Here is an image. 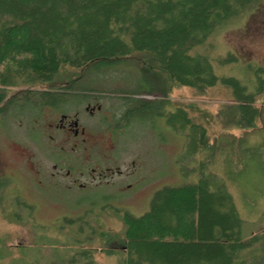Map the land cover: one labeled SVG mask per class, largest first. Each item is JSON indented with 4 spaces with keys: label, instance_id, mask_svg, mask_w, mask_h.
Listing matches in <instances>:
<instances>
[{
    "label": "trees",
    "instance_id": "1",
    "mask_svg": "<svg viewBox=\"0 0 264 264\" xmlns=\"http://www.w3.org/2000/svg\"><path fill=\"white\" fill-rule=\"evenodd\" d=\"M261 1L0 0V116L21 117L25 111L35 116L52 104L50 90L138 55L143 68L135 89L117 93L165 97L131 99L133 119H164L185 135L178 162L184 175L196 171L198 179L160 188L141 216H119L123 255L117 264H264V231L243 237V218L232 193L243 204H254L239 192L236 174L251 187L264 185V65L246 63L236 76L219 79L206 56L190 54ZM226 60L238 62L232 53ZM69 71L81 75L62 76ZM60 78L67 82L54 87ZM219 82L233 98L217 111L221 126L256 131L260 123L254 139L223 135L210 141L206 128L186 110L167 108L172 89L204 94ZM42 86L51 88L37 89ZM16 87L23 89L8 96ZM5 182L0 178V191ZM81 255L91 257L83 250Z\"/></svg>",
    "mask_w": 264,
    "mask_h": 264
},
{
    "label": "rangeland",
    "instance_id": "2",
    "mask_svg": "<svg viewBox=\"0 0 264 264\" xmlns=\"http://www.w3.org/2000/svg\"><path fill=\"white\" fill-rule=\"evenodd\" d=\"M228 53L234 54L238 62H228ZM190 54L206 56L219 79L236 76L241 72L240 66L246 63L264 65V0L235 25L193 48ZM142 68L140 56L135 55L127 59L125 65L106 69L100 72L102 74H86L82 84L101 90L131 91L139 80L137 71ZM63 75L78 77L81 74L69 71ZM66 82L60 78L52 85L55 87ZM49 87L37 89L41 91ZM22 89L8 90V96ZM147 97L152 100L165 98L157 94ZM167 101L168 109L180 107L194 122L203 125L210 141L223 135L254 139L261 127L258 123L256 131H241L221 126L217 111L221 105L232 103L233 98L230 89L220 82L204 94L184 87L174 88ZM119 103L116 102L117 105ZM32 113L25 111L21 117L14 114L0 116V177L7 181V186L0 191V264H117L123 255L119 241L123 230L119 217L122 213L119 211L141 216L148 210L157 190L195 181L200 175L196 171L188 175L181 172L182 163L178 162V156L185 146L184 134L172 130L164 119L153 122L137 120L116 139L119 152L124 149L123 159L132 161L133 157H138L143 177V182L138 185L140 189L132 194L113 189L111 205L105 210L95 207L90 213L87 203L79 206L77 203L100 198L103 189L89 193L60 191L47 181H44L47 182L45 186H39L38 182L42 180L39 165L49 164V158L41 154L39 132L34 130L36 115L30 117ZM46 117L45 112L37 121L41 135ZM235 177L241 195L247 202L254 201V204H243L240 195L232 189L243 218V237L246 238L264 231V202L261 199L264 185L251 187V184L239 180L238 174ZM227 178L233 179V176L228 175ZM111 208H117L116 215ZM64 217L67 218L65 221ZM102 233L116 239L106 241ZM81 250L90 252L91 257L80 256Z\"/></svg>",
    "mask_w": 264,
    "mask_h": 264
},
{
    "label": "flooded vegetation",
    "instance_id": "3",
    "mask_svg": "<svg viewBox=\"0 0 264 264\" xmlns=\"http://www.w3.org/2000/svg\"><path fill=\"white\" fill-rule=\"evenodd\" d=\"M70 83L72 85L66 83L49 91L48 99L52 104L42 106L33 121L42 143L41 154L49 158V164L39 165L38 172L43 181L38 184L43 187L49 182L56 189L69 192L89 193L103 189L100 198L77 203L78 206L87 203L93 213L95 207L105 210L111 205L113 189L131 194L140 189L138 185L143 182V177L138 157H133L132 161L123 159L124 149L119 152L116 138L123 136L132 122L138 120L133 119L131 99L153 100L144 91L125 94L85 87L82 80ZM116 102H120L119 105ZM45 112L47 117L41 135L37 121ZM111 209L116 215L117 208Z\"/></svg>",
    "mask_w": 264,
    "mask_h": 264
}]
</instances>
